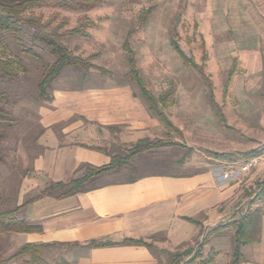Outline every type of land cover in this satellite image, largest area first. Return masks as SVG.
Returning a JSON list of instances; mask_svg holds the SVG:
<instances>
[{"label":"rangeland","instance_id":"374dc122","mask_svg":"<svg viewBox=\"0 0 264 264\" xmlns=\"http://www.w3.org/2000/svg\"><path fill=\"white\" fill-rule=\"evenodd\" d=\"M26 15L38 19L48 31L65 33L81 28V34L64 36L63 43L76 55L92 57L91 63L104 69L93 68L85 74L81 69L65 68L52 88L79 89L92 81V76L131 80L129 59L133 57L135 68L157 98L173 91L172 102L165 111L181 133L157 132L156 137L149 139L178 141L192 151L169 147L147 152L133 158L135 173L123 168L115 174H106L111 176L102 180L121 181L132 176L175 174L203 167L218 171V167L228 166L229 162L213 157L209 151L234 153L237 160L230 163L239 165L246 158L238 153L264 145V0H100L98 6L90 9L40 7ZM24 38L26 46L34 47L41 58L32 57L12 35H6L7 55L20 58L21 63L16 80L0 79V92L8 91L11 96L6 107L18 120L16 126L7 130L8 137L0 146L6 156V163L0 165V211L32 197L23 190L22 182L32 173L40 149L37 135L43 124L39 111L49 107L48 102L38 98L37 85L45 64L52 63L54 58L46 46H33L28 36ZM173 40L186 57L203 66L211 84L184 64L172 45ZM132 84L139 89L135 82ZM211 93L223 121L211 103ZM132 146L118 145L112 151L126 154ZM254 173L258 176L240 175L247 178L234 199L232 213L215 225L239 219L255 209L263 212L264 164L249 175ZM83 174L84 170L77 177ZM208 230L204 229L203 237ZM219 237L222 239L217 247L221 253L215 264H230V253L235 247L233 230L227 228L214 235L215 243ZM23 243L15 232L0 233V262ZM199 243L198 240L178 250L181 253L187 247L193 249L191 254L180 258L179 264L182 260L183 264H196L190 258L200 249ZM209 251L204 250L206 260L200 264L214 262V258L211 260L216 256L214 248ZM243 252L247 254L248 249ZM44 257L57 261L52 251H45ZM25 259L17 258L9 264H24Z\"/></svg>","mask_w":264,"mask_h":264},{"label":"crops","instance_id":"0c3cea01","mask_svg":"<svg viewBox=\"0 0 264 264\" xmlns=\"http://www.w3.org/2000/svg\"><path fill=\"white\" fill-rule=\"evenodd\" d=\"M91 79L79 89L54 86L49 107L39 111L43 124L37 135L40 149L32 173L22 182L23 190L32 197L52 181L68 182L77 177L83 164L109 163L112 150L118 145L131 146L141 139L156 137L157 132H170L150 114L132 79L117 81L111 76ZM218 168L188 177L150 173L139 175L133 182H107L115 173L104 175L97 180L101 179L98 187L88 192L35 200L21 216L42 230L17 234L23 244L55 243L46 251H52L54 260L65 259L68 264H174L171 256L157 255L145 245L87 244L142 239L159 249L175 252L195 241L201 242L204 229L220 225L215 224L232 213L231 206L247 178L226 180L221 176V167ZM234 220L237 219L229 222ZM230 229L234 235V228ZM214 235L203 248L210 251L214 248L216 256L211 260L214 258L215 264L221 253L217 244H221L222 238L215 243ZM245 248L247 254L243 252ZM204 250L196 264L206 260ZM242 253L241 264H264V209L261 240L243 246ZM232 255L233 252L229 261Z\"/></svg>","mask_w":264,"mask_h":264},{"label":"trees","instance_id":"16d2710c","mask_svg":"<svg viewBox=\"0 0 264 264\" xmlns=\"http://www.w3.org/2000/svg\"><path fill=\"white\" fill-rule=\"evenodd\" d=\"M100 4V0H0V79L16 80L18 78L17 69L20 66L21 59L18 57H11L7 55L8 46L6 44V35H12L14 40L22 46L23 50L36 59H40V55L35 51V48L27 47L24 36H28L32 41V45L43 44L49 49L50 55L54 58L52 63H46L43 76L38 82V98L43 102H50L53 100V95L50 92L53 82L60 78L65 68H73L76 70H84L88 74L91 69L104 71L103 68L97 67L91 63L92 57L84 58L76 55L69 49L62 41V38L70 34H81L82 29L76 28L65 33H57L48 31L46 27L36 18L27 16L26 13L35 8L40 7H60L71 10H85L94 8ZM172 45L179 52L184 60V64L193 68L199 75H201L208 84H211L206 76L203 66L198 65L193 58H188L180 50L178 43L172 41ZM132 67V81L138 85L140 95L145 100L148 111L151 115L157 117L165 128L170 132L181 133L173 121L170 119L165 109L172 102L173 91L169 90L157 98L146 86L139 71L135 68V60L130 57ZM11 96L8 91L0 92V146L7 139L9 128L17 125L18 120L6 105L11 102ZM211 103L216 109V114L221 121L224 120L223 114L219 106L214 100L211 93ZM179 147L191 152L192 148L184 143L178 141H163L150 140L149 138L141 139L132 147L126 150V154H112L109 163L101 166L92 164H83L81 169L84 174L80 177H74L68 182H50L39 194L29 198L25 202L15 206L14 208L0 211V233L3 232H36L41 231L42 227L30 223L25 217L21 215L26 211L28 206L35 200L43 196H55L56 198H64L78 193L88 192L98 187L97 180L106 174L120 172L123 168L129 169L131 172H136L137 167L133 163V158L141 156L147 152H153L162 148ZM101 149V148H100ZM106 151L105 149H101ZM264 151V145L256 149H251L246 152L238 153L239 155L249 158L261 154ZM209 154L219 160L233 162L237 160V155L228 152H212ZM181 161V160H180ZM183 162V161H182ZM6 163V156L0 148V165ZM208 168H197L190 171H177L174 176L188 177L207 171ZM1 175V174H0ZM139 176H132L127 179L128 182L135 181ZM262 215L263 212L255 209L248 211L237 220L220 224L211 228L199 243L200 249L192 255L191 262H194L201 254L203 247L206 246L211 237L226 228H234V242L235 247L230 264H241L243 253L242 248L245 245L260 242L262 234ZM189 221L199 224L200 222L194 218H187ZM117 244H137L145 245L152 252L159 254H167L173 258V263L178 264L180 258L189 255L193 249L187 248L179 253L178 251H165L159 249L152 243H148L142 239H125L122 242L110 241H91L87 245L92 246H111ZM55 246V243H35L27 242L21 245L18 250L9 258L4 259L0 264H9L12 260L26 257L24 264H68L65 259L57 261H49L44 257L46 250Z\"/></svg>","mask_w":264,"mask_h":264},{"label":"built area","instance_id":"2783aa9c","mask_svg":"<svg viewBox=\"0 0 264 264\" xmlns=\"http://www.w3.org/2000/svg\"><path fill=\"white\" fill-rule=\"evenodd\" d=\"M239 164V163H238ZM264 164V153L244 159L239 165L229 163L221 167V176L226 180L239 178Z\"/></svg>","mask_w":264,"mask_h":264}]
</instances>
